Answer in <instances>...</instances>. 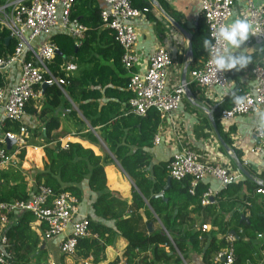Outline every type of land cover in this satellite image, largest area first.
<instances>
[{
  "label": "trees",
  "instance_id": "obj_1",
  "mask_svg": "<svg viewBox=\"0 0 264 264\" xmlns=\"http://www.w3.org/2000/svg\"><path fill=\"white\" fill-rule=\"evenodd\" d=\"M129 1L135 8L149 7L145 0ZM3 2L0 0V4ZM100 8L93 0H73L70 19L86 26L85 35L75 46L74 39L67 33H52L50 39L57 46V51L49 62V68L52 73L61 75L62 71L58 70L61 63L69 60L75 63V70L68 73L63 90L76 104L89 126L98 127L99 137L139 194L126 202L116 190L107 188L103 170L104 164L111 162L107 153L94 154L90 148L75 142L60 147L56 134L51 133L58 126V119L54 115L43 119V132L27 127L28 135H40L45 143L54 140L51 146L42 147L45 159L41 170L34 173V183L42 181L53 191H68L79 200L82 191L79 183L86 179L87 189L95 194L90 204L93 214L98 219L113 220V227H109L87 216L88 231L96 236L78 237L71 256L75 261L90 257V264H96L104 259L105 247L111 245L119 234L126 241L121 258L130 264H181L178 253L188 262L189 251L200 254L199 264H214L209 258L227 244L224 234L232 230L233 264H264V244L256 239V233L264 230V196L257 201L251 193L262 186L242 177L236 182L226 183L207 204H201V193L207 184L199 180L190 193L189 174L179 179L168 176L169 158L149 163V154L145 149L152 146V135L159 123L158 113L154 108H148L141 116L131 112L123 116L118 109L121 102L127 107L130 93L125 89V84L128 75L120 62L121 48L114 40L112 30L102 25ZM205 39L209 38L201 15L189 35L192 48L189 69L197 67L204 60L207 51ZM14 46L15 41L8 37V31L0 28V56L12 54ZM259 54L262 52L255 53ZM234 69H231L232 73ZM226 74L231 75L230 70H226ZM230 77L235 76L232 74ZM234 80L238 87L237 79ZM42 95L44 101L39 108L40 116L49 113L57 105H69L67 100L61 98L60 89L53 83L42 89ZM100 98L107 100L99 103ZM231 100L230 96H224L213 103L217 105L213 108L212 117L221 138L241 161L240 150L232 145L229 138L232 129L228 127L223 130L218 120L220 110L228 106ZM33 104L34 101L29 99L24 105V112L35 113ZM69 114L75 115L74 110H70ZM202 122L206 125L204 135L207 136L208 131H211L208 120L204 118ZM79 123L82 129L86 127L84 122ZM18 126L17 120L6 121L4 129L16 132ZM84 135L95 140L89 131L84 132ZM132 139L135 143L133 150L128 144ZM218 148L222 151L220 146ZM24 152L25 149L20 148L16 157L22 160ZM109 174L112 187L133 192L125 181L114 177L112 169ZM167 178L169 181L165 185ZM242 184L245 185L244 192H241ZM160 191L162 196L153 197ZM28 195L26 181L16 164H9L0 171L1 201L26 199ZM17 214L15 220L2 229L6 240L3 246L11 252L14 264H42L44 248L40 246L43 241L29 226L33 219L32 213L24 210ZM240 214L246 220L239 219ZM195 217L199 219L198 225ZM147 222L151 223L150 230ZM202 223L208 224V227L201 228ZM147 251L149 254H146ZM64 255L62 253L60 258ZM117 261L118 258H115L106 264H115Z\"/></svg>",
  "mask_w": 264,
  "mask_h": 264
},
{
  "label": "built area",
  "instance_id": "obj_2",
  "mask_svg": "<svg viewBox=\"0 0 264 264\" xmlns=\"http://www.w3.org/2000/svg\"><path fill=\"white\" fill-rule=\"evenodd\" d=\"M104 6L99 10L102 25L110 28L113 38L121 48L120 62L127 72L125 89L130 96L127 100V113L131 112L141 116L148 108H154L162 120L171 117L178 108L184 95L183 85L196 82L200 87L211 93L215 101L224 96H230L231 102L220 110L218 120L227 130V124L236 115L261 112L264 115V62L255 61L248 68V75L252 85L242 89L226 74V70L216 71L211 64V56L206 51L200 66L188 70V77L173 87L166 84L168 68L171 57L162 47H156L146 56L143 68H135L138 63V54L133 49L137 39V32L133 20L148 10L147 6L132 7L129 0H102ZM73 0H4L0 4V28L8 31L9 38H13L15 46L12 54L7 57L0 56V171L4 169L16 156L21 148L22 137L27 130L23 125L18 130L4 129L6 121H18L24 113V105L33 96L39 93L41 83H53L64 93L63 86L67 83L69 72L75 70L73 61H65L58 66L61 75L54 74L49 68V62L57 51V46L50 39L54 32L67 33L74 39L77 46L85 35L86 26L70 19V8ZM234 0H199L202 17L204 19L207 35L210 39L213 31L220 24L226 23L231 15ZM240 13L253 24L252 36L264 44V0H238ZM216 44V41H212ZM217 47H220L217 45ZM264 49V46L262 47ZM15 63L18 68L16 80L8 83L6 70ZM237 97L244 99L240 104L235 102ZM251 101V102H249ZM168 130L176 131L173 122H169ZM252 133L256 143L250 146L247 153L259 156L260 170L264 177V122L254 124ZM5 139L14 142L7 149ZM176 148L168 160V176L179 179L189 174L190 186L188 191L193 192L194 185L209 174L218 180L220 188L228 182H236L242 178L237 169L208 161L187 141L174 136ZM160 141L157 132L152 135V143ZM66 142L62 144L66 146ZM242 163V162H241ZM263 188L255 189L256 193H263ZM214 189L206 187L201 193L200 203L207 204L216 193ZM26 199L0 200V263L14 264L12 254L3 245L5 236L2 229L9 222L13 214L29 210L36 223L38 235L41 239H48L62 234L58 249L60 253L72 254L78 237L92 235L88 231L87 216L80 213L77 198L68 191H53L42 181L35 183ZM43 225L42 228L40 225ZM201 228L207 225L200 224ZM227 244L215 251L209 258L214 264H233V248L231 242L234 237L231 232L224 234ZM256 239L264 244V230L256 233ZM181 262L184 259L178 253ZM83 264L87 260L83 259ZM115 264H130L118 258Z\"/></svg>",
  "mask_w": 264,
  "mask_h": 264
},
{
  "label": "crops",
  "instance_id": "obj_3",
  "mask_svg": "<svg viewBox=\"0 0 264 264\" xmlns=\"http://www.w3.org/2000/svg\"><path fill=\"white\" fill-rule=\"evenodd\" d=\"M94 4L98 7L104 6L102 0H93ZM149 7L148 10L141 14L138 18L133 20L134 28L137 32V39L134 43L133 49L138 54V63L134 65L135 68H143L146 64V56L154 50L156 47L164 48L171 57V65L168 68L166 84L167 86L173 87L188 77L189 63L192 60V48L191 57L186 59L187 54V44L186 36L178 29V27L173 23L180 25L188 34L194 29L195 22L202 15L199 0H155L158 6L151 4L148 0H145ZM240 2L234 0L233 7L230 17L227 22L236 17H242L240 9L238 6ZM205 23V22H204ZM206 26V25H205ZM264 44L261 41H257L252 35L249 36L248 40L241 45L240 49L233 50V55H239L241 52L250 54L251 63H249L244 68L234 69L231 77L237 79L238 85L242 89H247L252 85L250 76L248 75V68L257 60L264 62V49L262 47ZM257 52H262L260 55H255ZM202 60V58H199ZM203 61V60H202ZM201 65V64H200ZM198 65V66H200ZM7 72L8 83H12L16 80L18 75V68L15 63L9 65ZM239 69V70H237ZM228 74V76H231ZM235 81V80H234ZM41 86H39V93L33 96L34 101L33 107L35 108V113L28 114L26 112L18 120V125H24L25 127L34 128L38 132L39 130L43 132L44 118L49 115H54L58 119V126L54 128L51 133L56 134V140L59 142L60 147H63L64 142H75L83 147L90 148L94 154L103 155L107 153L111 157V162L104 164V173L107 178V173L109 174L110 169H112L114 177L125 181L129 187L132 188V193L129 191L123 192L121 189L112 187L107 183L108 189L116 190L120 197L124 198L126 202H129L132 197H138V191L133 186V183L129 176L121 169L118 162L109 153L107 147L105 146L102 139L99 137V129L97 126H89L86 119L81 114V111L77 108L76 104L67 96V94L61 92V98L67 100L69 103L68 107L62 105H57V107L51 109L49 113L40 116L38 114L41 103L44 101L42 95ZM185 90L187 93L183 95L178 108L171 115L169 120L164 119L161 123L157 125L155 132L160 136V141L156 144L152 143V146L146 148L145 151L149 154V163H155L160 160H166L169 158L170 154L175 150L176 144L174 136L180 138L181 140L187 141L190 146H192L202 158H206L208 161L218 162L230 169H236L233 160L230 156L226 154L223 150L220 151L218 146L214 144L211 139L213 133L208 131L209 135L205 136L204 132L207 131L206 125L202 120L205 118L208 120L207 113L210 106L206 104H212L215 101L210 92L197 86L195 83L190 82L186 85ZM106 98L98 99L99 103L106 101ZM113 100H117L113 98ZM211 105V106H212ZM118 109L121 114L125 116L127 114V107L124 102L119 103ZM70 110H74L75 115L69 114ZM261 112L246 113L234 116L233 119L227 124V128L232 129L229 133V138L231 139L232 145L240 150L241 162L243 167L257 180H262V188L264 190V177L260 170L259 156L257 154L247 153V149L256 143V139L252 133V126L254 124L262 122ZM80 121L84 122L85 128L82 129ZM172 121L176 128V131L172 133L168 130L169 122ZM208 125L210 127L209 121ZM211 130V127H210ZM89 131L95 140H91L88 136L84 135V132ZM28 133V132H27ZM28 139L22 137L21 148L25 149L24 156L22 160L17 157L9 163L11 165L16 164L17 169L26 181L27 191H31L34 183V173L37 170H41L42 161L45 159L42 147L45 145L51 146L54 140L45 143L40 135H28ZM152 142V139H151ZM133 150L135 148L134 140H130L128 143ZM101 145V148L100 146ZM208 145V147H207ZM17 154V153H16ZM115 164H114V163ZM8 164V165H9ZM7 165V166H8ZM6 166V167H7ZM5 167V168H6ZM110 176V174H109ZM122 176L124 178H122ZM113 177V178H114ZM242 177H244L242 175ZM245 178V177H244ZM201 181L207 184L208 187L214 189L215 191L220 189L219 182L217 179L209 174L203 176ZM81 195L78 200V208L80 213L89 216L92 219L98 220L109 227H113V220L97 218L90 207L91 201L94 197V193H91L86 186V179H83L80 183ZM241 192L245 191V185L242 184ZM161 192V191H160ZM138 193V194H137ZM257 201L264 196L263 193L251 192ZM151 209V208H150ZM18 214L11 215L8 222L15 220ZM196 219V224L198 225L199 219ZM158 222V221H157ZM148 223V222H147ZM31 229L37 232V224L29 223ZM150 229L151 223H150ZM149 229V230H150ZM64 233V232H63ZM62 234H58L48 239H42V244L40 247L44 248V253L42 256V264H83L81 260L75 261L72 254H65L60 258L61 254L58 249L59 241L62 238ZM126 244L125 239L117 234L111 245L106 246L103 253L104 259L96 264H106L115 258H121V253ZM146 254H149L147 251ZM188 262L184 260L185 264H199L200 254L196 252L189 251ZM87 264H90V257L86 258ZM181 264H183L181 262Z\"/></svg>",
  "mask_w": 264,
  "mask_h": 264
},
{
  "label": "clouds",
  "instance_id": "obj_4",
  "mask_svg": "<svg viewBox=\"0 0 264 264\" xmlns=\"http://www.w3.org/2000/svg\"><path fill=\"white\" fill-rule=\"evenodd\" d=\"M253 24L246 17H236L230 22L220 24L212 33L210 39L204 40V47L209 51L211 64L216 71L231 70L246 67L251 63L250 54L241 52L239 55H233V50L241 48L253 32ZM215 40L216 44L212 41ZM219 45L220 47H217ZM239 70V69H237ZM244 98L237 97L235 102L240 104ZM251 102V101H249ZM264 122V115L261 117Z\"/></svg>",
  "mask_w": 264,
  "mask_h": 264
},
{
  "label": "water",
  "instance_id": "obj_5",
  "mask_svg": "<svg viewBox=\"0 0 264 264\" xmlns=\"http://www.w3.org/2000/svg\"><path fill=\"white\" fill-rule=\"evenodd\" d=\"M151 4L155 5V6H158L156 1L155 0H148ZM177 27L178 29L186 36V44H187V54H186V59H190L191 57V45H190V40H189V35L186 30H184L180 25L176 24L175 22H173ZM9 37V36H8ZM183 80V79H182ZM49 83H46V82H43L41 83V88H44L46 86H48ZM186 86L183 85V90H184V94L187 93V90H185ZM217 105L214 104L208 111V121H209V124H210V127H211V131L214 135V137L216 138L219 146L222 148V150L228 154V156H230L231 160H233V163L236 167V169L238 171H240V173L245 177V178H248L252 181H255L258 185L260 186H263L262 182L260 180H257L256 178H254L244 167H243V164L241 163V161L235 156V154L233 153V151L231 150V148L229 146L226 145V143L224 142V140L221 138L216 126H215V123H214V120H213V117H212V111H213V108ZM14 142L13 139H5V147L8 149L10 147V145ZM168 181H169V178H167V181H166V184H168ZM155 196H162V192H159L158 194H154L153 197ZM244 219L246 220V217L243 216L242 214H240V218L239 219ZM147 226L148 228L150 229V222L147 223ZM231 233H233L232 230H230Z\"/></svg>",
  "mask_w": 264,
  "mask_h": 264
},
{
  "label": "rangeland",
  "instance_id": "obj_6",
  "mask_svg": "<svg viewBox=\"0 0 264 264\" xmlns=\"http://www.w3.org/2000/svg\"><path fill=\"white\" fill-rule=\"evenodd\" d=\"M24 126V125H23ZM25 127V126H24ZM26 128V130H27V127H25ZM27 132H29V131H27ZM25 139H28V137L27 138H25ZM210 140H212L213 142H214V144H216L217 146H219V144H218V142H217V140H216V138L214 137V135H212V137H211V139ZM100 146V148H101V145H99ZM207 147H208V145H207ZM15 158H16V156H15ZM114 163V162H113ZM115 164V163H114ZM106 174H107V183L108 184H110V176H109V174L107 173V171H106ZM122 178H124L123 176H122ZM158 223V222H157ZM207 227H208V224H207Z\"/></svg>",
  "mask_w": 264,
  "mask_h": 264
}]
</instances>
